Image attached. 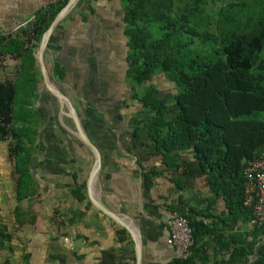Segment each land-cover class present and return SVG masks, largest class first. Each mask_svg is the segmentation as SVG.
Instances as JSON below:
<instances>
[{
	"label": "crops",
	"instance_id": "1",
	"mask_svg": "<svg viewBox=\"0 0 264 264\" xmlns=\"http://www.w3.org/2000/svg\"><path fill=\"white\" fill-rule=\"evenodd\" d=\"M39 6L38 0H0V32H17ZM123 8L121 0H83L53 30L43 61L49 83L63 99L45 86L38 48L33 53L36 88H28V101L17 107L22 116L18 125L35 131L29 173L36 191L19 203L29 214L20 222L13 190L5 222L11 237L0 243V264H167L174 249L166 220L180 194L188 212L206 226L204 248L213 258L205 264H224L251 228L234 218L225 198L211 189L191 149L175 151L183 166L163 163L161 149L143 126L150 112L131 97ZM19 63L8 59L7 64L17 67L11 80L19 75ZM148 87L160 99L175 94L174 83L162 74L137 89ZM70 108L100 157L99 172L89 187L95 153L80 138ZM177 110L171 101L167 119L173 120ZM136 127L141 128L135 135ZM153 169L160 173L147 184L145 174ZM176 178L184 182V189L176 186ZM77 185L82 186L81 199L72 194ZM89 191L138 238L139 262L135 237L96 208Z\"/></svg>",
	"mask_w": 264,
	"mask_h": 264
},
{
	"label": "trees",
	"instance_id": "2",
	"mask_svg": "<svg viewBox=\"0 0 264 264\" xmlns=\"http://www.w3.org/2000/svg\"><path fill=\"white\" fill-rule=\"evenodd\" d=\"M121 1L131 97L150 112L143 126L161 149L163 163L179 168L183 162L175 151L191 149L208 175L211 189L225 198L234 218L246 224L252 213L243 205V170L248 160L264 151V0H221L224 4L219 8L216 0ZM66 2L61 0L47 10L37 9L17 32H0V145L13 141L8 158L15 163L14 213L20 222H25L29 214L19 203L36 191L29 173L35 131L18 125L22 116L14 113L16 80L1 77L7 60L18 59V76L28 72L26 82L32 90L36 88L34 72L38 70L33 53ZM157 74L174 83L172 98L155 97L153 87L137 89ZM171 101L178 110L176 117L168 120ZM140 128H134L133 133L138 134ZM26 141L31 145L26 146ZM159 173L155 169L146 173L147 184ZM175 182L184 189L180 178ZM81 187L72 190L77 199L82 198ZM171 210L188 219L194 242L187 259L174 256L167 264L211 261L213 255L205 250L203 242L206 226L191 210L188 212L183 194ZM0 223V243L10 241L7 223ZM240 245L222 263L264 264V225L247 229Z\"/></svg>",
	"mask_w": 264,
	"mask_h": 264
},
{
	"label": "built area",
	"instance_id": "3",
	"mask_svg": "<svg viewBox=\"0 0 264 264\" xmlns=\"http://www.w3.org/2000/svg\"><path fill=\"white\" fill-rule=\"evenodd\" d=\"M39 7L47 10L61 0H38ZM33 16L29 18L31 20ZM28 22V21H27ZM26 22V23H27ZM243 205L251 209L249 226L264 225V151L247 161L243 170ZM169 230V243L173 246L174 256L187 259L193 245V228L188 219L173 212L166 220ZM55 264H77L76 262H57Z\"/></svg>",
	"mask_w": 264,
	"mask_h": 264
},
{
	"label": "water",
	"instance_id": "4",
	"mask_svg": "<svg viewBox=\"0 0 264 264\" xmlns=\"http://www.w3.org/2000/svg\"><path fill=\"white\" fill-rule=\"evenodd\" d=\"M80 0H67V2L65 3V5L56 13V15L54 16V18L52 19V21L50 22L49 26L47 27V29L43 32V34L41 35L40 41L38 43V49H37V60H38V64H39V68L41 71V74L43 76V81L45 86L54 94L56 95L60 100L63 99V96L60 92H58L57 90L54 89V87L49 83L48 78H47V74H46V68H45V64L43 61V54L44 51L47 48L50 36L53 32V30L56 28V26L58 25V23L72 10V8L79 2ZM66 100V98L64 99ZM69 116L73 119V121L75 122L76 125V129L77 131H79V136L82 139V141L93 150V152L95 153V162H94V166L92 168V171L89 175V179H88V187L90 186V184H92L95 176L98 174L99 172V168H100V157L99 154L97 152V149L94 147V145L91 143V141L86 137V135L81 131L79 124H78V119L77 116L74 113V110L72 108H70V114ZM88 196L91 200V202L94 204V206L96 208H98L101 212H103L104 214L110 216L111 218H113L116 222H119L120 224H123L122 221L120 220V218L113 213L112 211L108 210L97 198H95L91 192H88ZM124 225V224H123ZM132 234L135 242H136V253L138 255V262H139V256H140V244L138 241V238L132 233V231L126 226L124 225ZM139 264V263H137Z\"/></svg>",
	"mask_w": 264,
	"mask_h": 264
},
{
	"label": "rangeland",
	"instance_id": "5",
	"mask_svg": "<svg viewBox=\"0 0 264 264\" xmlns=\"http://www.w3.org/2000/svg\"><path fill=\"white\" fill-rule=\"evenodd\" d=\"M215 4L217 6L216 8H219V6L223 5L224 3L221 0H216ZM7 62L5 68H3L4 74L1 77V80L5 81L11 80L12 77H10V74L14 73V71L17 70L16 66L9 65L7 64ZM27 78H30V74L28 72L25 74L22 73L21 76H18L15 81V83L17 84V96L15 100L16 103L14 105V113L17 114L20 113L17 105L21 104L23 101L24 103L28 101L25 99V97L27 96V89L29 88V83L26 82ZM23 106L24 104L22 105V107ZM262 118L264 120V114ZM10 146H13V141L10 139L2 142L0 145V222L2 223H5L9 219L8 217L10 211L6 209V205L11 203L10 201L13 190L15 185L17 184L15 163L8 158V148Z\"/></svg>",
	"mask_w": 264,
	"mask_h": 264
}]
</instances>
